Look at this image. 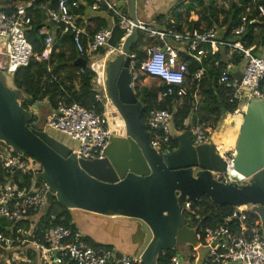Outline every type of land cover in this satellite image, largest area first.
Listing matches in <instances>:
<instances>
[{
	"label": "built area",
	"instance_id": "obj_1",
	"mask_svg": "<svg viewBox=\"0 0 264 264\" xmlns=\"http://www.w3.org/2000/svg\"><path fill=\"white\" fill-rule=\"evenodd\" d=\"M35 1L0 0V69L11 76L18 67L27 66L33 54L26 31L31 28L33 21L28 9ZM89 1L41 0L38 8L44 21L59 28L62 34L72 35L76 50L80 55L86 56L95 72L91 58L96 56V51L107 47L110 51L106 52H122L126 39L136 29L145 36V56L140 68L147 77H156L166 85L160 97L184 98L192 81L199 83L203 68H199L189 79L186 58L201 64L207 53L204 46L209 45L213 51L220 46H227L242 54V61L238 66L227 63L217 78V83L224 85L229 91L228 102L236 105L233 113H241L243 105L252 99L264 101V28L263 39L258 45L254 43L245 46L241 41L231 43L220 38L218 34L220 30H224L223 27L202 25L189 29L185 23L177 25L173 19L167 18V27L150 28L142 19L133 21L114 2ZM259 1L250 0L246 10L256 9L257 15L264 17V4ZM101 6L110 11L112 20L116 18V24L122 30L116 47L107 44L115 24L113 21L110 26L101 27L93 33L86 46L83 44V37L88 35L79 9L82 7L83 11H96ZM246 23L247 14H242L240 23L231 29V33L235 36L243 35ZM39 33L45 35L44 42L51 48L53 38L49 29L43 25ZM254 49H257V54L253 53ZM43 56L47 57V53L44 52ZM130 57L133 55L130 54ZM132 68L130 62L131 75ZM237 70L241 72L239 82L234 77ZM96 74L94 98L100 105L86 108L79 103L59 102L55 109L51 108L42 128V131L48 129L66 135L76 144L75 148L72 147L76 157L86 160L103 158L108 139L113 134L103 77L98 72ZM135 77L134 74L132 79ZM194 97L197 99L196 92ZM29 107L33 108L32 105ZM173 129L171 112L158 108L149 111L146 130L151 147L159 152L172 150L169 144ZM190 130L193 145L213 141L211 129L204 128L202 124L191 125ZM220 154L226 167L215 176L226 182L232 179L228 172L233 167L236 151L231 148ZM40 171L41 166L33 157L0 144V255L5 250L11 257L4 259L3 263L10 264V260L16 259L29 261L26 255L19 253L31 252L36 255L37 264H142L140 256L122 254L118 257L117 251L111 247L89 243L77 229L59 224L45 226L41 221L47 208L46 196L49 187L43 179L34 177ZM190 206L191 203H187L185 210L194 213ZM253 214L247 205H239L233 206L232 211L216 225L197 223V245L191 247L194 253L190 257L191 261L195 264H264V236L260 233ZM194 225L196 224H192ZM180 258L182 256L176 254L171 257L170 263L179 264Z\"/></svg>",
	"mask_w": 264,
	"mask_h": 264
},
{
	"label": "water",
	"instance_id": "obj_2",
	"mask_svg": "<svg viewBox=\"0 0 264 264\" xmlns=\"http://www.w3.org/2000/svg\"><path fill=\"white\" fill-rule=\"evenodd\" d=\"M116 6L133 21L141 17L136 0ZM113 22L107 41L110 47H116L122 36L116 18ZM137 40V30L133 29L122 52L115 51L104 61L105 94L119 113L125 133L110 135L103 158H77L69 145L36 131L33 115L21 105L29 98L2 69L0 142L40 164L41 171L34 177L48 184L47 207L56 200L68 209L137 221L140 239L132 248L142 264H158L162 251L197 245L198 224H185L183 211L187 203H197L202 196L219 206L251 205L250 210L261 219L260 233L264 236V101L250 100L241 109V121L234 122L238 132L229 181L215 176L226 167L216 143L193 145L190 123L182 130H172L175 148L159 152L149 144V133L141 119L144 105L132 88L130 52ZM75 63L83 68L87 60L79 57ZM234 77L239 82L241 72L235 71ZM32 105L40 108L37 102ZM50 112H45L42 125ZM98 168L100 174L95 173Z\"/></svg>",
	"mask_w": 264,
	"mask_h": 264
},
{
	"label": "trees",
	"instance_id": "obj_3",
	"mask_svg": "<svg viewBox=\"0 0 264 264\" xmlns=\"http://www.w3.org/2000/svg\"><path fill=\"white\" fill-rule=\"evenodd\" d=\"M40 2L41 0H36L28 9L29 14L33 18L31 28L26 31V37L32 44L33 49L31 60L27 66L18 67L12 76L15 86L21 89L29 98L22 101L21 105L24 108H28L34 102L46 99L50 108L53 109L57 107L59 102L66 104L79 103L86 108L99 106L100 103L94 98V79L97 74L90 67V61H87L86 66L83 68L75 63L79 57L86 59V56L80 55L76 50L70 34H62L59 28H55L53 45L47 57L43 56L47 46L44 42L45 35L39 33V29L44 25L43 15L38 8ZM249 2L250 0H231L229 6L224 9L221 4L214 0H189L186 4H181L186 11L184 17L179 11L180 5H177V7L169 10V14H157L151 21L158 22L162 27H167L169 25L167 18H171L177 25L182 22L185 23L189 29L199 28L202 25H216L224 28V30L219 31L218 35L227 42L241 41L245 46L254 43L258 45L263 39L264 17H259L256 9L251 8L250 11H247L246 7ZM259 2L264 4V0ZM89 3H92V0ZM100 9L106 10L110 15V11L105 6H101ZM82 11L83 8L81 7L79 13H82ZM191 11L198 13L197 20H188ZM222 11L224 16L220 20L219 15ZM242 14H247L245 32L241 36H235L231 33V29L240 23ZM108 26L110 24L106 23V19L102 16L89 17L84 26L88 35V37H83L84 46H86L88 38L93 33L101 27ZM137 33L138 40L130 52L133 55L131 58L133 65L132 76L136 75L132 79V88L137 98L144 105L141 119L145 122V126L149 111L153 108L167 109L171 112L172 126L175 130L184 129L187 123L192 126L204 124L215 127L225 112H234L236 105L228 102L229 91L224 85L217 83V78L227 63H232L235 66L239 65L242 61L240 52L227 46H220L216 51H213L209 45H205L207 53L201 64L186 58L188 62L187 76L189 79L192 78L199 68H203V75L199 83L193 80L190 90H188L184 98L175 96L160 97L166 85L156 77H147L146 73L140 68L145 56V51L143 47L141 48L145 36L138 31ZM106 50L107 47H101L96 51V54L102 56ZM253 53L257 54V49H254ZM94 68L97 69L96 67ZM144 79H147V83L141 84ZM195 92L198 96L197 99L194 97ZM0 144L4 145L2 142ZM176 144L171 138L170 148H175ZM190 209L194 213H191V211L186 213L193 216V224L201 223V225L213 226L228 215L233 207L230 205H216L206 196H202L197 203H191ZM195 214L198 216L197 218ZM41 222L45 226L59 224L77 229L72 221L71 209L64 207L56 200L53 201L51 206L46 208ZM86 240L91 243L90 239L87 238ZM19 254L22 256L26 255L29 261L23 262L20 259H16L10 260V264H29L34 253L23 252ZM174 255H176L175 249L160 252L158 264H171L170 259ZM6 258L10 259L11 257L8 251L3 250L0 255V264Z\"/></svg>",
	"mask_w": 264,
	"mask_h": 264
},
{
	"label": "crops",
	"instance_id": "obj_4",
	"mask_svg": "<svg viewBox=\"0 0 264 264\" xmlns=\"http://www.w3.org/2000/svg\"><path fill=\"white\" fill-rule=\"evenodd\" d=\"M17 1H20V0H17ZM21 1H24V0H21ZM114 1H118V2L122 3V1H125V0H112L111 2H114ZM188 1L189 0H159V1L154 0L153 3H149V0H138L136 7L141 12L140 19L147 22V24H149L150 28H156L157 29V28H162V25H160L158 22L151 21V20H153V17L155 15L168 13L169 10H172L173 8L177 7V5H180L179 11H181L182 16L184 17L186 14V11L184 10L185 8L183 5L186 4ZM114 3L116 4V2H114ZM182 3H183V5H181ZM81 14H82V19L85 23H86V20L88 21L89 17L95 16V15H99V16L104 17L106 19V23L111 24L113 21L112 17L104 9H100V10H96V11H83ZM197 19H198V13L196 11H191L188 20H197ZM43 24H44V27H46L48 29L50 26H52L51 24L47 23L44 20H43ZM52 28L55 31V28L54 27H52ZM0 61H2L1 55H0ZM95 62H97V61H95ZM97 69L100 70L101 68H97ZM38 103L40 104L39 105L40 108H37V109L34 108V110L36 112H39L42 110L45 113L48 110H51V108L48 104V101L46 99L39 101ZM109 110H111V108ZM108 115L110 118L111 126H115L116 123H113L115 121V119H114L115 116L111 115V112L110 113L108 112ZM117 126L119 127L120 124L117 123ZM208 129H209V127H208ZM123 133H124V128L122 129L121 135ZM71 210H73V209H71ZM98 217H100V216L95 215L96 219ZM85 218H87V217H85ZM105 219L108 221L105 220V221H102L98 224L99 225L98 228H100L104 231V233H103L104 237H101L102 239L100 238L99 240L105 241L107 245L114 247L113 249H115L117 251V253L119 252L122 254L135 255V252L132 248V245L134 243L135 244L139 243L140 230H139L138 222L135 220L128 219V218H124V219H126L125 224H124V222L118 224L117 221L114 220L112 217H105ZM85 221H86L85 219H84V221H81L82 227H85V231H86V229H88V230L90 229V231L89 232L82 231V232L86 233V234H83L86 237V239L89 238L91 240L92 236L90 234L98 235L95 231L97 225L87 226Z\"/></svg>",
	"mask_w": 264,
	"mask_h": 264
},
{
	"label": "rangeland",
	"instance_id": "obj_5",
	"mask_svg": "<svg viewBox=\"0 0 264 264\" xmlns=\"http://www.w3.org/2000/svg\"><path fill=\"white\" fill-rule=\"evenodd\" d=\"M12 1H17V0H12ZM110 1H112V0H110ZM155 1H159V0H155ZM231 0H220V1H218L217 3L218 4H221V6H223L224 7V9H226L228 6H229V2H230ZM114 2H116V4H118L119 6H121V4L122 3H120V2H118V1H114ZM137 2H138V0H136V4H137ZM154 2V0H149V3H153ZM223 16H224V12L222 11L221 13H220V15H219V19L220 20H222V18H223ZM51 27V28H50ZM49 27V34L51 35V37L53 38V42H54V40H55V32H54V29L52 28L53 26H50ZM170 43L172 42L170 39H167ZM143 45H144V43H142V46H141V48L143 47ZM144 48V47H143ZM49 49H50V47H47L46 48V50H45V53H47V55H48V52H49ZM110 48H108L107 50L108 51H110L109 50ZM106 50V51H107ZM108 53V54H107ZM44 55V54H43ZM112 53H109V52H105L102 56L100 55V54H96V56L94 57V58H91V59H93V61L95 62V61H97V62H95L94 64V66L96 67V68H101L100 70H98V73H99V76L100 77H103V65H104V61H105V58L106 57H112ZM91 59H89V60H91ZM94 68V67H93ZM93 70V69H92ZM97 72V71H96ZM147 79H144L142 82H141V84H146L147 83V81H146ZM109 105L110 104H108V112L110 113L111 112V115H114L115 116V121L113 122V123H116V125L115 126H112L111 128H112V132L114 133V134H116V135H121V133H122V129H123V121H122V119H121V117H120V115H119V113L115 110V113H114V111H113V109L111 108V110H109ZM32 115L35 113V110H34V108H31V107H28V108H26ZM116 115H118V116H116ZM233 115H238V116H241L242 117V115H239V113H236V114H234V113H224L223 114V116L221 117V119H220V121L216 124V126L215 127H213L212 125H204V124H202V126L204 127V128H208L209 127V129H211V132H212V140L214 141L216 138H217V135H218V133L219 132H223V131H225L227 128H231V127H234V122H235V120H234V118L232 117ZM117 123L118 124H120V126L118 127L117 126ZM113 125V124H112ZM118 129V130H117ZM43 132H45V133H47L48 134V136H50V137H52V138H55V139H58V140H60V141H62L63 143H65V144H67V145H69L71 148L73 147V148H75L76 147V144H75V142H73V141H71L70 140V138H68L66 135H64L63 133H61V132H58V131H53V130H48V129H46V130H44ZM124 133H125V130H124ZM123 133V134H124ZM122 134V135H123ZM222 143V141L219 143V144H221ZM89 171H92V170H89ZM101 169L100 168H98L97 169V171L95 172V173H97V174H100L101 173ZM109 175V174H108ZM110 176V175H109ZM247 208H248V210L249 211H251L250 210V208H251V205H247ZM187 211H189V210H184L183 211V218H184V222L185 223H188L189 225H192V218H193V216L192 215H190L189 213H186ZM251 212H253V211H251ZM254 214V216H255V218L257 219V223H258V225H259V227H260V229L262 228V223H261V219H260V217L255 213V212H253ZM71 214H72V221L75 223V226H76V228H77V230H79V232L81 233V234H86L85 232L87 231V232H89L90 231V229L88 230V229H86V231H85V227H82V223H81V221H84V219L86 220L85 222H86V224H87V226H93V225H97V227H96V229H95V231H96V233L98 234V235H96V234H90L92 237H91V240H90V242L91 243H93V244H97V245H101V246H109V247H111V248H114V247H112V246H110V245H107L106 244V242L105 241H100L99 239L101 238V237H104V235H103V233H104V231L102 230V229H100V228H98V224L100 223V222H102V221H105L106 219H105V217H107V216H103V215H99L100 217H98L97 219L95 218V215L96 214H94V213H88L87 211H84V210H80V209H73V210H71ZM195 216H196V214H195ZM85 217H87V218H85ZM111 217L114 219V220H116L117 221V223L119 224V223H123L124 222V224H125V220L126 219H124L123 217L121 218V217H118V216H114V215H111ZM116 217V218H115ZM106 221H108V220H106ZM84 229V230H83ZM82 231H85L84 233L82 232ZM89 239V238H88ZM102 239V238H101ZM183 247H176V254H178V253H180V256H182V258H180L179 259V264H195V263H193L192 261H191V259H190V257L191 256H193L194 255V253L192 252V250H191V247H189V246H187L185 249H182ZM14 256H15V254H14ZM2 264H6V263H3V261H2ZM29 264H36V255L35 254H33L32 256H31V261H30V263Z\"/></svg>",
	"mask_w": 264,
	"mask_h": 264
},
{
	"label": "bare ground",
	"instance_id": "obj_6",
	"mask_svg": "<svg viewBox=\"0 0 264 264\" xmlns=\"http://www.w3.org/2000/svg\"><path fill=\"white\" fill-rule=\"evenodd\" d=\"M93 67H94V63H93ZM95 70L98 72L97 69H95ZM110 108H111V106L109 105V109ZM232 117L234 118V120L236 122H239V120L241 121V119L239 118L240 116H238V115H233ZM109 120H110V118H109ZM110 126H111V123H110ZM123 128H124V124H123ZM237 132H238V128L237 127H231V128H227L223 132H219L218 133L217 137H219V136L220 137L215 139L214 142L216 143L217 149H218V151L220 153H224L225 151H227V150H229V149H231V148H233L235 146ZM220 133H221V135H220ZM221 141H222V143L219 144Z\"/></svg>",
	"mask_w": 264,
	"mask_h": 264
},
{
	"label": "flooded vegetation",
	"instance_id": "obj_7",
	"mask_svg": "<svg viewBox=\"0 0 264 264\" xmlns=\"http://www.w3.org/2000/svg\"><path fill=\"white\" fill-rule=\"evenodd\" d=\"M109 104H110V106H111V108L113 109V111H114V113H115V107L113 106V104L111 103V102H109ZM32 105V104H31ZM30 105V106H31ZM36 113V114H35ZM35 113L33 114V119H32V123L34 124V129L36 130V131H42V128H43V125H42V119H43V117H44V115H45V113H44V111H39V112H36L35 111ZM117 116V115H116ZM46 119V118H45ZM45 123V122H44ZM194 223V221H192V224ZM186 224H188V223H186ZM190 226H192V225H190Z\"/></svg>",
	"mask_w": 264,
	"mask_h": 264
}]
</instances>
